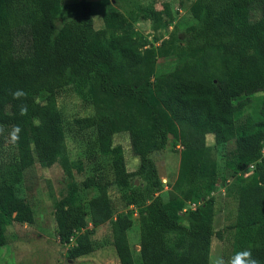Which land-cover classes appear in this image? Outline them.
Here are the masks:
<instances>
[{"label":"trees","instance_id":"1","mask_svg":"<svg viewBox=\"0 0 264 264\" xmlns=\"http://www.w3.org/2000/svg\"><path fill=\"white\" fill-rule=\"evenodd\" d=\"M12 1L0 0V127L11 135L20 129V151L17 162H0V248L15 239L9 233L15 223L35 222L32 205L20 196L26 173L36 164L47 169L59 163L68 209L57 204L54 215L62 242L76 238L69 258L94 251L89 231L83 232L87 204L94 227L112 221L121 264H135L128 242L132 215L113 218L105 168L75 180L65 147L70 134L89 141L91 154L106 156L115 182L127 188L125 201L140 216L142 264H208L213 238L220 237L212 198L217 172L205 149L211 134L227 152L228 194L240 185L233 251L225 264L243 250L264 264V105L257 119L239 120L252 98L264 93V0H193L196 24L183 40L174 34L166 51L134 29L135 12L105 13V27L96 29L91 1L39 0L43 19L13 27ZM137 13L155 28L172 19L169 4L161 11L139 6ZM161 56H175L180 64L158 74ZM18 90L23 95L14 97ZM68 94L89 102L95 115L67 127L58 100ZM175 123L192 135L183 144L178 194L165 201L145 140L158 135L164 147ZM116 135L129 136L140 163L135 173L127 169L123 146L114 145ZM134 176L146 184L136 187ZM89 191L96 195L84 199Z\"/></svg>","mask_w":264,"mask_h":264},{"label":"rangeland","instance_id":"2","mask_svg":"<svg viewBox=\"0 0 264 264\" xmlns=\"http://www.w3.org/2000/svg\"><path fill=\"white\" fill-rule=\"evenodd\" d=\"M10 3V0H7ZM80 0H65V3H77ZM93 5V15L96 29L104 28L103 14L109 12H123L128 15L135 12L136 20L134 29L141 33L150 44L156 45L166 51L170 46V40L174 34L180 39H185L188 28L195 25L196 21L190 13L193 0H89ZM165 4L171 8L172 19L166 18L161 26L155 28L151 18L138 15V7H153L156 10H163ZM14 13L11 16L13 27L40 21L43 19L42 5L39 0H14ZM32 12V13H31ZM138 15V16H137ZM32 17V19L30 18ZM40 17V18H39ZM18 19L16 24L14 21ZM37 19V20H35ZM203 41V40H200ZM197 45L192 46L196 48ZM180 61L175 56H161L157 63V73L173 71ZM264 105V93H259L252 98L249 105L239 116L240 121L247 118L257 119L261 107ZM58 108L63 116L67 127L73 125L77 118H88L95 115L94 107L76 94H68L59 98ZM176 132V135L173 134ZM192 135L189 128L175 123L169 126V135L162 147V139L153 135L145 140L146 150L150 158L157 166L159 178L164 184L160 195L168 201L173 195H177L175 184L178 181L181 166V154L183 144ZM114 145L121 144L125 151V162L127 169L135 173L139 168V159L133 154L128 135H116ZM66 152L70 161L74 164L75 180L78 183L94 174L95 169L105 168L111 181L107 194L113 206V218L119 214L132 215L133 226L128 232V242L134 256L135 264H142L140 256L141 225L140 216L136 207L127 205L125 193L127 188L115 182V174L110 169L107 157L97 152L91 154V144L84 137H74L67 134L65 140ZM233 145L228 150L233 149ZM205 149L211 162L215 164L217 181L212 198L215 199L216 215L214 229L220 237H214L212 251L209 255V263L214 264L216 258H222L224 262L232 255L234 230L231 229L238 219V195L240 185L234 188L232 194H228L227 186L232 182L227 181L228 171L226 167V150L215 144L214 136L209 134L205 137ZM19 148L17 142L9 132L0 133V162L13 163L19 160ZM252 171L244 173L245 178H250ZM136 187L144 186L146 183L139 176L131 179ZM138 183V184H137ZM67 181L62 166L59 163L50 168H42L36 164L31 168L25 177L24 183L20 186V196L29 201L35 213L33 224L15 223L10 228V235L14 240L0 248V264H121L115 249V237L113 223L108 221L98 227L91 222V215L87 207V228L90 240L94 245V251L86 256L70 259L69 249L75 244V239L69 242H62L58 224L54 215L55 206L66 205ZM96 195L95 192H84V199L90 200ZM159 195V194H158ZM68 209V206H66ZM186 214L184 215V217Z\"/></svg>","mask_w":264,"mask_h":264},{"label":"clouds","instance_id":"3","mask_svg":"<svg viewBox=\"0 0 264 264\" xmlns=\"http://www.w3.org/2000/svg\"><path fill=\"white\" fill-rule=\"evenodd\" d=\"M21 95H23V93L21 91H16L15 93H13L14 97H20ZM25 108L24 106L21 107V111H24ZM4 131V129L2 127H0V133H2ZM20 129L17 127L13 130L12 132V138L16 139L18 138V133H19ZM214 264H225V262L223 261L222 258H216V260L214 261ZM228 264H259V261L256 260L253 256H252V252L250 250H243V251H239L237 253H235V255L231 258V260L228 262Z\"/></svg>","mask_w":264,"mask_h":264},{"label":"water","instance_id":"4","mask_svg":"<svg viewBox=\"0 0 264 264\" xmlns=\"http://www.w3.org/2000/svg\"><path fill=\"white\" fill-rule=\"evenodd\" d=\"M138 184V183H137Z\"/></svg>","mask_w":264,"mask_h":264}]
</instances>
